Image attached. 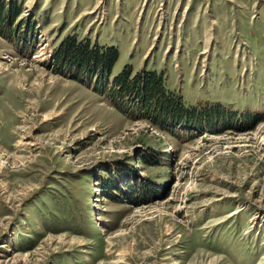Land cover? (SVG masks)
<instances>
[{
  "label": "rangeland",
  "instance_id": "rangeland-1",
  "mask_svg": "<svg viewBox=\"0 0 264 264\" xmlns=\"http://www.w3.org/2000/svg\"><path fill=\"white\" fill-rule=\"evenodd\" d=\"M0 264H264V0H0Z\"/></svg>",
  "mask_w": 264,
  "mask_h": 264
},
{
  "label": "trees",
  "instance_id": "trees-1",
  "mask_svg": "<svg viewBox=\"0 0 264 264\" xmlns=\"http://www.w3.org/2000/svg\"><path fill=\"white\" fill-rule=\"evenodd\" d=\"M69 47V51L68 52H71L74 56H77L79 54H81L83 57H86L87 54L89 53H85L87 50V48H83V46H78V45H75V43H72L71 45L67 46ZM111 51V50H110ZM95 57L97 58V61L99 63L103 62L105 60V58H108L107 54L103 55L101 54L100 52L96 53L93 52ZM113 54V53H112ZM143 77V78H142ZM139 78H142L139 80ZM137 80H139V84L141 85L140 87H135L133 88L134 91H136V96L137 97H141L140 96V91H142V89H146V90H150L153 92V94L150 96L152 98H155L154 102L156 104V108L157 110L159 108H161L160 110H162V113L167 111L168 108H171L172 107V112L176 115H184L185 114V111H186V108L182 107V105L180 104L181 102L177 100V98L175 97H170L168 95H165L162 91L163 87L161 85V79L159 77H157L155 75L154 72H145L143 76H136L134 80L131 81V84L132 82H136ZM116 82V85H120L122 84L123 87H122V90L123 91H130V89H132V86L129 84H127V80H126V77L125 79L122 77V78H118L117 80H115ZM162 87V88H161ZM127 93V92H126ZM139 93V94H138ZM147 106V104H146Z\"/></svg>",
  "mask_w": 264,
  "mask_h": 264
}]
</instances>
